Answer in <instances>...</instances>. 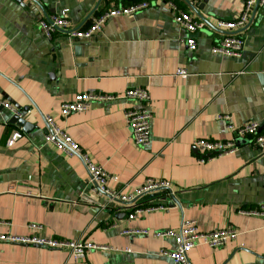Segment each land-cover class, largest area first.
Masks as SVG:
<instances>
[{
  "label": "crops",
  "instance_id": "obj_1",
  "mask_svg": "<svg viewBox=\"0 0 264 264\" xmlns=\"http://www.w3.org/2000/svg\"><path fill=\"white\" fill-rule=\"evenodd\" d=\"M247 1L145 0L144 10L109 18L83 40L67 31L47 39L37 24L65 11L72 30H85L103 13L139 3L0 0V97L29 124L22 131L9 123L14 115L0 109V235L104 248L73 260L64 251L0 242V264H169L160 252L174 243L155 234L187 223L203 235L235 234L217 248L198 240L187 254L191 264H264V217L251 214L264 206V151L228 128L254 121L264 132L258 78L264 75V5L233 33L244 41L241 58L210 51L231 34L216 23L236 19ZM171 3L204 23L194 34L195 51L188 50ZM177 69L187 76L179 78ZM135 87L149 94L151 138L145 148L132 142L125 118L123 95ZM82 93L115 100L62 117L61 105ZM45 116L112 178L109 190L128 196L152 179L169 183L171 194L159 193L146 202L160 208L129 219L125 208L90 185L78 157L44 143ZM15 132L21 137L8 145ZM196 140L233 141L235 150L218 157L195 147Z\"/></svg>",
  "mask_w": 264,
  "mask_h": 264
},
{
  "label": "built area",
  "instance_id": "obj_2",
  "mask_svg": "<svg viewBox=\"0 0 264 264\" xmlns=\"http://www.w3.org/2000/svg\"><path fill=\"white\" fill-rule=\"evenodd\" d=\"M187 1L192 3L194 0ZM263 5L264 0H248L236 19L230 21L219 20L216 23V28L222 32L231 33L232 35L229 34L223 37L213 45L210 49L211 53L233 59L241 58L244 41L240 36L233 35V33L243 29L247 25L252 10L256 6L262 7ZM147 7L148 3L142 2L134 4L129 8L112 9L93 19L91 25L85 30H72L70 28V23L65 19V11L61 12L58 16H52L48 20H40L37 25L38 29L47 39H50L52 34L57 31H67L69 38L83 40L91 39L102 29L107 19L120 15H129L139 10H144ZM170 7L175 11V24L183 28L186 32L185 44L188 50L195 51L197 48V41L194 34L204 28V23L195 20L191 14L179 10L172 3L170 4ZM175 74L179 78H185L187 76V72L184 69H177ZM114 100L115 96L111 95L94 93L77 94L71 101L65 102L61 105L60 114L65 118L73 113H82L86 111L94 102H111ZM123 100L125 103L129 104V107L125 110V118L127 120L131 140L137 147L145 148L149 145L151 138V113L148 107L149 94L147 90L143 88H129L124 92ZM0 109L7 110L14 116H21V113L13 108L10 103L2 97H0ZM219 119L228 121L229 117L223 116ZM44 122L47 127V131L43 138L44 143L53 145L58 151L68 156L78 157L87 171L90 185L92 187L94 186L97 192L106 196L110 201H113L114 203L116 202L125 208L129 212V219L135 218L138 214L154 211L160 208L156 204H150L146 207H134V205L138 204L137 200L139 198L157 192L161 193L166 190L171 194L169 183L152 179L145 180L139 189L135 190L133 194L128 196L119 194V192L114 190H109L106 187V184L107 181L112 180V178H109L100 167L91 162L90 158L81 150V148L66 136L49 116L44 117ZM228 128L237 138H248L254 147L264 151V132H260V126L256 122H246L235 130H233L231 125L228 124ZM20 137L21 134L15 132L8 142V145H11ZM194 145L205 153L216 152L218 153V157L232 153L235 150L233 141L215 142L209 140H196ZM204 161L205 160H201V162ZM251 214L264 217V206L257 208ZM28 228L36 229L34 226ZM141 233L147 235V232ZM155 236L159 238L171 237L174 243V248L160 252L161 256L167 257L169 264H191L187 254L196 245L198 240H201L202 243L210 248H217L233 238L235 234L231 231L220 230L203 235L197 232L193 223H187L181 224L177 231L160 232L155 234ZM0 242L8 244L35 245L46 249L64 251L67 252L73 260H83L90 252L104 249L102 246L86 243L81 240L65 241L35 237L22 238L15 237L9 233L0 235Z\"/></svg>",
  "mask_w": 264,
  "mask_h": 264
},
{
  "label": "water",
  "instance_id": "obj_3",
  "mask_svg": "<svg viewBox=\"0 0 264 264\" xmlns=\"http://www.w3.org/2000/svg\"><path fill=\"white\" fill-rule=\"evenodd\" d=\"M15 2H19L20 0H14ZM201 7V6H200ZM257 6L255 7L256 10ZM259 83L261 84L262 88H263V93H264V75H259ZM9 123L11 125L16 126L17 128L21 129L22 131L26 132L29 129V124L26 123V121H24L21 117H17V116H12L11 120L9 121ZM159 197V193H153V194H149L146 196H143L141 198H139L137 200V203H141V202H146L155 198Z\"/></svg>",
  "mask_w": 264,
  "mask_h": 264
},
{
  "label": "trees",
  "instance_id": "obj_4",
  "mask_svg": "<svg viewBox=\"0 0 264 264\" xmlns=\"http://www.w3.org/2000/svg\"><path fill=\"white\" fill-rule=\"evenodd\" d=\"M134 2L142 3V2H145V0H134ZM146 205H148V202L141 203V204H140V207H144V206H146Z\"/></svg>",
  "mask_w": 264,
  "mask_h": 264
}]
</instances>
